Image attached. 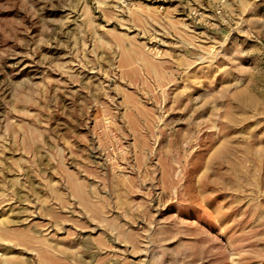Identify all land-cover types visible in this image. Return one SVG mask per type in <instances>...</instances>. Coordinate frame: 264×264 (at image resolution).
Segmentation results:
<instances>
[{
    "label": "rangeland",
    "instance_id": "rangeland-1",
    "mask_svg": "<svg viewBox=\"0 0 264 264\" xmlns=\"http://www.w3.org/2000/svg\"><path fill=\"white\" fill-rule=\"evenodd\" d=\"M0 264H264V0H0Z\"/></svg>",
    "mask_w": 264,
    "mask_h": 264
}]
</instances>
